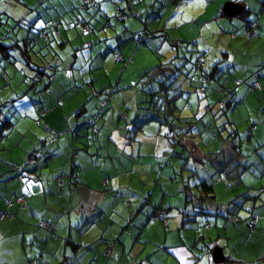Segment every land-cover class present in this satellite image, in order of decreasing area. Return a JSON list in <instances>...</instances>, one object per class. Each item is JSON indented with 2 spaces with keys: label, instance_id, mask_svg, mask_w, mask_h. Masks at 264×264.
Returning <instances> with one entry per match:
<instances>
[{
  "label": "rangeland",
  "instance_id": "374dc122",
  "mask_svg": "<svg viewBox=\"0 0 264 264\" xmlns=\"http://www.w3.org/2000/svg\"><path fill=\"white\" fill-rule=\"evenodd\" d=\"M52 1H56L63 8L67 5L69 11L54 12L50 5ZM107 1L88 0V3L82 6L84 0H44L39 5H37L39 0H0V21L7 20L10 26L15 22L12 15L22 17V21H16L15 29L18 28L21 33L27 32L30 38L36 40V43L27 49L29 55L27 58L17 54L12 56L11 52L7 59L8 56L0 51V101H6L0 105V124L1 120H4L1 118L4 117H9V120L13 121L34 119L36 123L45 127L47 126L45 119H49L50 122L53 119L57 121L68 119V129L61 131L60 137L70 138L72 127H77L75 119L92 118L95 119L94 124H86L89 134H97V132L112 134L107 137V140L111 138L110 143L113 144L117 139L116 131L122 130L127 124L133 127L134 122L138 120L141 122L142 130L133 133L131 145L129 139L125 140V148H127L125 153L129 159V154L133 151L136 160L140 162L145 158L146 164L143 165L142 170L139 169L140 173L137 170L136 176L132 175L133 172L127 166H119L117 168L119 173L116 175L118 181H126L127 184L134 186L143 181L147 182L144 187L148 186L150 189L156 182L158 189L175 191L177 195L183 178L188 179V175L193 174L191 169H194L196 177L189 181L197 183L204 179L212 183L214 199L201 204L206 213L196 214L195 222H188V227L196 229L203 236L202 240H210L207 246L208 253L211 252L213 246H220L226 254L230 250L234 255L239 248L236 246V240L243 242L241 232L246 229V221L250 219L251 213L264 214V98L259 97L262 95L261 90L256 91L252 88L251 76H231L227 82H224V75L227 72L225 71L218 82L225 86L224 92L228 86L237 93L234 94L233 100L228 102L226 95L216 92V89L222 85L214 81L202 80L201 82L200 80L204 78L203 69L196 67L198 59H203L208 62L205 70H209V67L221 58L223 43L220 42L223 37L226 39L229 36L224 32L235 29V34L244 33L245 27L253 18H258L260 22H263L264 10L262 13L261 9L264 8V0H259V2L257 0H236L247 11L243 16L232 17L227 16L223 10V4L233 2L231 0H215L209 6L204 0H199V3H195L197 2L195 0H185L181 4L180 0H139L136 5L140 6L141 11L132 12V15L125 20L128 21L131 30L140 27L141 34L146 40L140 42L136 34H133V50L122 45L116 47L117 42L112 40V37L123 29L120 9H117L118 13L115 11L112 13L111 20L102 24L88 20L96 13L97 5L99 3L106 5ZM117 1L119 0H113V2ZM30 4L37 5V8L30 11ZM43 6L48 7L46 13ZM52 12L55 16L50 18L49 24H46L40 15L46 17ZM98 12L101 13L100 10ZM78 18L87 20L89 31L84 30L81 25L83 22ZM184 20L185 23H182ZM56 27H59V30H56ZM250 29L251 26L247 28V33ZM258 30L259 28L256 31ZM42 31L50 34L47 44H43L46 41H41ZM1 32L4 31L0 30ZM238 36V39L234 40V49H237L236 61H241L244 56L252 55V53L247 54L246 50L250 51L255 47L251 41L258 36L249 38L246 32L244 35L239 33ZM110 40L112 41L109 42ZM4 41L10 40L5 39ZM111 46L114 49L111 50ZM118 47L122 55L125 53L131 55V59L127 56L118 61L115 57ZM235 56L231 54L228 60ZM172 63L181 66L178 69H182V74L178 76L176 83L183 92L166 89V94L160 95L158 89L163 84L161 81L167 84L178 72L164 80V73L168 71ZM38 68L44 74V80L35 81L42 82L39 87L38 84L32 87L22 81L17 82L23 79V75L31 78L34 76V69ZM190 68L193 80L199 85L197 92L193 94L187 92L189 86L184 75L185 70H190ZM92 84L93 88H97V93L94 95L89 93ZM76 90H81V92H76L75 103L72 102L73 98L65 100L56 97V94L69 95ZM239 90L243 92L238 93ZM252 90L260 93H253ZM153 91L156 92L152 94ZM130 96L131 99H129ZM164 96L168 98V101L176 99L173 112L174 115L182 118L179 129L172 131L168 123L161 120L147 124L144 122L156 111L166 107L168 101H163ZM103 101H105L104 105H102ZM219 101L223 103V107L217 106ZM82 102L87 110L83 117L77 113H70L67 109L69 106L80 105ZM134 102L135 107H132ZM172 104L174 105L173 102ZM232 104L237 105L240 111L233 110ZM150 105L152 109L149 108ZM206 107L210 109L207 110ZM97 111L101 113L99 118L96 117ZM137 112H139L138 115ZM209 124L213 127L209 128ZM20 127L24 126L20 125ZM167 132L173 134V137H166ZM27 134L31 135V131ZM52 138L50 136L47 139V148L51 147ZM80 139L79 146L83 147L84 139L82 137ZM227 139L238 144L241 149L231 151L233 154L229 157H226L230 154L229 152L220 153V149L227 146ZM100 141L103 144L106 143V141ZM8 144L5 143L6 146ZM58 145L62 146L63 143L59 142ZM155 149L160 152L158 157L154 156ZM161 150H165L166 153L163 154ZM211 152L218 154L217 161L213 162L214 165L204 157ZM1 153L7 154V150L0 151ZM142 154L147 156L142 157ZM62 155L57 154L54 157H57L59 161ZM150 161L154 162L153 166H150ZM61 175L63 174L57 177ZM66 179L64 178V181ZM55 180L59 185V180L57 178ZM196 188L192 189L195 194L197 193ZM167 200H169V194L166 202ZM195 203L196 199L193 197L189 205L193 206ZM225 206H232L237 210V216L234 219L232 216L228 217L232 224L234 220L236 222L235 228L239 232L236 237L231 234L233 229H223L229 226L228 222L224 225L217 223V226H220L221 235H216V230H214L215 217L222 216L223 221L227 218ZM155 208L150 212V218ZM174 210L173 207L172 211ZM11 217L12 215H6V219ZM168 220L170 222V219ZM207 223L210 228L206 230ZM262 226L260 233L263 237H254L248 243L256 250L259 249V252H252L249 249V252L243 254L249 258L253 256L254 264L260 263V254L264 250V222ZM209 231L213 233V238L206 235ZM157 232L147 228L144 234L154 236ZM186 232L188 230H183L184 234ZM245 234L247 237L250 236L246 230ZM226 241L232 245L229 249L226 247ZM200 245L201 242H194L198 252ZM242 252H237V255L240 257Z\"/></svg>",
  "mask_w": 264,
  "mask_h": 264
},
{
  "label": "crops",
  "instance_id": "0c3cea01",
  "mask_svg": "<svg viewBox=\"0 0 264 264\" xmlns=\"http://www.w3.org/2000/svg\"><path fill=\"white\" fill-rule=\"evenodd\" d=\"M131 1L113 2V0H108L106 5L99 3L96 13L90 16V21L99 24L107 22L111 20L114 11L118 13L117 8H119L125 13L123 18L120 17L123 29L120 33L118 32L119 34L117 33L118 35H115L116 37L113 36L112 40L117 42L116 47L122 45L133 50L132 36L141 34V30L140 27L131 30L132 28L125 19L132 15V12L139 13L141 9L136 5L139 0ZM180 1L181 4L185 0ZM195 1H197L195 3H199V0ZM204 1L208 6L215 2V0ZM231 1L239 5L241 11H244L245 8L242 4L236 0ZM202 6L206 7L204 4ZM99 10L101 13L98 12ZM263 10L264 8L261 9L262 13ZM253 20L259 23V30L258 37L251 41L255 47L250 51L246 50L247 54L252 53V55L250 57L246 55L241 61H236L235 52L237 49H234V40L238 39L239 33L244 35L246 29L244 33L239 32L238 34H235V29H232L229 32H224L229 36L226 39L222 38V42H220L223 43L221 58L217 59L214 64L217 65L216 68L221 73L227 71L224 75L226 76L224 82H227L231 76L250 77L254 72H257L262 79V95L259 97L264 98V21L260 22L258 18H253L250 21ZM182 23H185V20ZM102 27L104 28L103 25ZM104 34L107 35L106 32ZM142 39L140 42L146 40L143 35ZM174 39L177 38L174 37ZM110 49L114 48L111 46ZM157 49L160 51L159 46ZM118 50L121 52L120 47L116 49V51ZM231 54L235 57L228 60ZM127 56L131 59V55L123 54L124 58ZM224 61H226L225 64ZM166 73H170L169 70ZM19 81L22 79L17 82ZM220 84L223 85V83ZM223 87L225 86L223 85ZM226 88L229 87L226 86ZM96 91L97 88H93L92 84L89 93L94 95L97 93ZM76 92H81V90H76L69 95L56 94V97L65 100L73 98L72 102L75 103ZM161 92L159 91V94ZM239 92L243 91L239 90ZM234 94H237L236 90L230 94L228 102L233 100ZM5 102L4 100L0 101V105ZM168 103L176 107L175 102L174 105L172 101H168ZM77 105L79 104L69 106L67 109L70 110V113H77L83 117L87 113L86 106L82 102L75 110H72ZM133 106L135 107V102L132 104ZM231 108L240 111L235 104H232ZM158 112L163 114L161 109ZM1 119L9 120V117ZM168 119L176 118L169 115ZM45 120L46 127L36 123L34 119H15L14 121L10 119L11 125L2 129L5 136L0 139V151L7 150V154H0V210L5 208L6 199L19 194L24 193L26 201L24 207L14 204L8 209L12 215L10 219L3 221L0 219V264H57L58 262L63 264H254L253 256L249 258L243 254L249 252V249L252 252H259V249L256 250L248 243L254 237H263L260 233L263 229V213H251L256 216L255 226L252 230L247 227L242 230L241 236L244 240H242L243 242L236 240V246L239 247L236 253L232 255L229 250L226 254L222 249L224 259L221 263H214L211 261L212 250L210 253L207 252L210 240H202L203 236L196 229L188 227L187 224L190 221L195 222L196 214H204L198 207L199 203L190 206L184 201L181 191L176 195L175 191L158 189L156 182L150 189L148 186L144 187L147 182L140 181L139 185L134 186L127 184L126 181H118L116 175L119 173L117 170L119 166H127L133 172L132 175L136 176L137 170L140 173L143 165L146 164L145 158L138 162L133 151L130 152L129 159L125 153L127 149L125 140L129 139L131 145L133 133L142 130L141 122L137 120L134 122L135 126L127 124L122 128L123 131H116L117 139L112 144L110 143L111 138L107 140V137L112 134L100 132L89 134L86 128L88 119H75L77 127H72L70 138L60 137V132L68 129V119H59V121L53 119L51 122L49 119ZM160 120L163 119L148 117L144 122L147 124L160 122ZM20 125L24 127H20ZM156 129L158 130V127ZM29 131H31V135L27 134ZM167 135L168 132L166 137H168ZM50 136L53 137V143L50 148H47V139ZM81 137L84 139L83 147L79 146ZM170 137L172 136L168 138ZM247 137L250 138L249 135ZM100 140L106 141V143L103 144ZM86 141L89 142L86 143ZM6 142L9 143L7 146ZM59 142H62L63 145L59 146ZM161 151L163 154L166 153L165 150ZM49 152L50 154L47 155L46 153ZM159 153V150L155 149L154 156L158 157ZM57 154H63L59 161L57 157H54ZM141 156L147 155L142 154ZM29 159H34L33 163L25 165ZM36 159H39V162ZM153 163L150 161V166H153ZM60 174L67 178L65 181L63 179L62 186H59L55 180ZM168 194L169 200L166 202ZM173 207L174 211H172ZM154 208V211L156 209L165 210L166 218L170 219L167 225L162 223L163 221H153L150 218V212ZM225 209L227 218L223 221L222 216L215 217L214 230H216V235H221L219 225L228 222L229 226L223 229H233L231 234L236 237V234L239 233L235 228L236 222L234 220L232 224L228 217L232 216L234 219L237 216V210L232 206H225ZM40 220L49 221L50 228L39 227ZM248 222L249 218L246 224ZM207 225L206 230L210 228L209 223ZM147 228L158 232L154 236L144 234ZM183 230H188V232L184 234ZM235 230H237L236 233H234ZM245 230L250 236H246ZM206 235L212 238L214 236L211 231ZM110 241L113 243L112 247L106 252ZM196 241L201 242L199 252L194 246ZM239 244L242 245L238 246ZM231 246L226 241V247L229 249ZM239 251H243L240 257L237 255ZM259 264H264V250L260 254Z\"/></svg>",
  "mask_w": 264,
  "mask_h": 264
},
{
  "label": "trees",
  "instance_id": "16d2710c",
  "mask_svg": "<svg viewBox=\"0 0 264 264\" xmlns=\"http://www.w3.org/2000/svg\"><path fill=\"white\" fill-rule=\"evenodd\" d=\"M34 1H37V0H34ZM43 1L44 0H39V2H38L37 5H39ZM86 3H88V0H84V2H82V6H85ZM30 5H31V7L29 8L30 11L37 8L36 7L37 5H33V4H30ZM50 5H52L51 8L56 13H58V12L66 13V12L69 11V8H67V5H64V8H63L56 1H52ZM93 5H94V3H93ZM243 8H245V7H243ZM43 9H45V13H46L48 7L43 6ZM117 9H119V8H117ZM245 11H246V9H244V11L242 10L238 15L239 16H243L245 14ZM223 14L225 15L224 12H223ZM40 16L43 17V19H44V21H45L46 24H49L50 18L53 17V16H55V14L52 12L49 16H47V15H46V17L43 16V15H40ZM124 16H125V13H123L122 11H120V17L123 18ZM12 19L15 22L13 24H10V26H9V22L7 20L0 21V30L4 31V32H1L0 33V51L2 53H4L5 56H8L7 59H9V57L11 55V52H12V56H13V54H17V55H20L22 57L24 55L27 58V57H29V55L27 54V52H28L27 49L31 48L32 45H34L36 43V40H34L33 38H30L28 36L27 32L26 33H21L18 28H17V30L15 29V27L17 25L16 24V21L17 22H18V20H19V22L22 21L23 20L22 17H16V15H12ZM78 20H81L83 22L81 24L82 26H87L88 25L87 27L90 30L89 24L86 22L87 21L86 19H84V18H82V19L78 18ZM88 20L90 21V17L88 18ZM253 23H255V32L256 33H255L254 36H251L250 33H246L249 36V38H254L256 35L258 36V31H256V30L259 28V25H258L259 23L256 20L255 21L253 20V21H249L248 22L247 26L245 27L246 32H247V28L249 26H252ZM55 29L56 30H59V27H56ZM139 36H141V39L138 38ZM136 38L138 39V41H142L143 40L141 34H136ZM5 39L10 40V41H4ZM41 39H42L41 41H46L45 43H43V42H41V43L47 44L49 42V39H50V34L48 32H46V31H42L41 32ZM117 52H119V51H117ZM176 54H178V53H176ZM178 57H179V55H178ZM13 58L16 59L15 57H13ZM198 60H199V62H198V65H197L196 68L203 69V77H204L200 81L201 82H202V80L203 81H206V82L207 81H214L215 83H219L218 80L223 76V73H221L219 71V69L216 68L217 65L215 66L214 64H212L209 67L210 68L209 70H205L206 65L208 64V62L205 61V60H203V59H198ZM178 68H181V66L180 65H175L174 63H172L168 67V70H169L170 73H164V75H165L164 80L166 78H169L170 76L174 75V73H176L177 71L178 72L176 73V76L172 77L171 78L172 80H170L167 84H165L164 81H161L163 84L160 85V87L158 89V91H162L160 93V95L166 94V89H174L177 92H183V90L180 88V86L176 83V80H177L178 76L182 74V69L179 70ZM190 71H192L191 68H190V70H185L184 75L186 77V80H187V83H188V86H189V89L187 90V92L189 94H193V93L197 92V88L199 87V85L196 84V81L193 80V76L191 75L192 73ZM256 73L257 72H254L251 75V77H252V79H251L252 88H253V84L257 80V79H255V74ZM166 74H168V75H166ZM43 76H44V74H43L42 70H40V68L34 69V76H32L30 78V77H27V76L23 75L22 82L25 83V84H27V85H30L32 87H36V85L38 84L37 86L39 87L40 86V83H42V82H39L38 83V82H35V81L44 80V77ZM224 77H226V76H224ZM238 82L239 81H237V83ZM259 82L261 83V77L259 78ZM43 88H40V89H43ZM223 88L224 87L222 85V87L216 89V92H221L222 94L226 95V98L227 99L230 98V94L233 93V89L232 88H226L227 90L224 92L223 91ZM227 91H228V93H227ZM155 92L156 91H153L152 94H154ZM164 97L165 98H164L163 101H166V100L168 101V98L166 96H164ZM175 100L176 99L174 98L171 101L174 103ZM104 104H105V101H103L102 105H104ZM217 106L218 107H223V103L221 101H219ZM149 108L152 109L151 105H150ZM174 108L175 107L169 105V103H168V104H166V107H164L161 110L163 114H160L158 111H156L150 117V119H163L162 122L168 123L169 128L171 130H173L175 127L176 128H180L181 126L179 125V123H181L180 121H182V119L179 116L174 115V113H173ZM206 109L208 110L210 108L206 107ZM97 114H99L101 116V113L99 111H97L96 117H97ZM169 115L173 116L178 121H176L175 119H168L169 118ZM89 119H92V118H89ZM10 125H11V122L9 120H7V119L1 120V124H0V139L2 137H4V132H2L3 127H9ZM174 125H176V126H174ZM212 127H213L212 124H209V128H212ZM48 129H50V128H48ZM230 133H232V132H230ZM171 136L173 137V134H171ZM226 142H228L227 146L225 148H223V149H220V153L221 154L224 153V152H229L230 153L226 157H229V155H232L233 154V153H231V151L233 152V150L237 151L238 148L240 149V147H239L238 144L233 143L229 139H227ZM204 157L207 158V161L208 162H210L212 165H214L213 162H216L217 161L218 154H216L214 152H211V153L206 154V156H204ZM230 158H232V157H230ZM33 161H34V159L27 160L26 161V165L33 163ZM191 171L193 172V174L188 175V177H189L188 179H184L183 178V180H182V186H181L180 191L183 193L184 201L187 204H189L190 200L193 197H195L196 203H199L198 204V207L201 208V212H204L205 213V211L203 210L204 208H203V206L201 204L204 203V202H206L207 200L214 199L213 185H212V183H209L206 180H199L197 183H191L189 180L191 178H195L196 177L195 170L194 169H191ZM57 179L59 180V185L62 186V181L64 179V175H61V176L57 177ZM193 187H197L196 188L197 189V193L196 194L192 191ZM20 195H25V194L22 193V194H19V195L15 196V197L6 199V201H5V208L6 209L4 208L3 210H7L9 212L8 209L11 206L10 207L7 206V202L8 201H14V204L18 205L19 207H24L25 202L23 204H19V203L16 202L17 198ZM252 218H253V214L251 215L249 221ZM44 221H46V220H44Z\"/></svg>",
  "mask_w": 264,
  "mask_h": 264
},
{
  "label": "built area",
  "instance_id": "2783aa9c",
  "mask_svg": "<svg viewBox=\"0 0 264 264\" xmlns=\"http://www.w3.org/2000/svg\"><path fill=\"white\" fill-rule=\"evenodd\" d=\"M83 28H84L85 31H89V28H88L87 26H83ZM255 33H256V32H255V23H253L252 26H251V36H254ZM116 59H117V60H120V59H121V56H120V55H116ZM255 79H257V76H255ZM253 89L256 90V91L261 90V84H260L257 80H256L255 83L253 84ZM98 116H99V114H97V117H98ZM87 121H88V124H89V125H93L95 119H88ZM167 136L169 137V136H171V134L168 133ZM24 198H25L24 195H20V196L17 198L16 202L19 203V204H22V203L24 202ZM13 202H14V201H8V202H7V206H10L11 204H13ZM6 215H8L6 211H1V212H0V218H1V219H3L4 217H6ZM158 215H159L160 217H165V210L160 209L159 212H158ZM255 221H256V216H253V218L248 222L247 227H248L250 230H252V229L254 228V226H255ZM38 225H39V227L44 228V229H49L50 226H51L50 223H49L48 221H44V220L39 221ZM112 244H113V243H112L111 241L108 242V245H107V248H106V252L109 251V249L112 247Z\"/></svg>",
  "mask_w": 264,
  "mask_h": 264
},
{
  "label": "water",
  "instance_id": "95a60500",
  "mask_svg": "<svg viewBox=\"0 0 264 264\" xmlns=\"http://www.w3.org/2000/svg\"><path fill=\"white\" fill-rule=\"evenodd\" d=\"M224 12L227 16H235L241 11V7L233 2H228L224 4L223 7ZM224 259V255L222 252V248L220 246H216L212 249V261L214 263H221ZM57 264H63L62 262H58Z\"/></svg>",
  "mask_w": 264,
  "mask_h": 264
},
{
  "label": "bare ground",
  "instance_id": "6f19581e",
  "mask_svg": "<svg viewBox=\"0 0 264 264\" xmlns=\"http://www.w3.org/2000/svg\"><path fill=\"white\" fill-rule=\"evenodd\" d=\"M249 33L251 34V29H250ZM138 38L141 39V36H139ZM116 55H120V56H121V59L118 60V61H121V60L124 59V57H123V55H122L121 53L116 52L115 57H116ZM255 76H257V81L259 82L260 75H259L258 73H256ZM259 83H260V82H259ZM260 84H261V83H260ZM99 117H100V115H99L97 118H99ZM24 197H25V198H24V202H25V200H26V196L24 195ZM131 199H134V197H131ZM24 202H23V203H24ZM23 203H22V204H23ZM13 204H14V202H13ZM13 204H11L10 206H12ZM10 206H8V207H10ZM159 210H160V209H157V210L153 213V216H152L151 218L154 219V220H162L163 223H164L165 225H167V224L169 223V221H168V219L166 218V214H165V217H160V216L158 215ZM1 211H6L8 215H11L10 212H8L7 210H1ZM1 211H0V212H1ZM0 219H1V218H0ZM4 219H6V217H4V218L1 219V220H4ZM49 223H50V222H49ZM50 225H51V223H50Z\"/></svg>",
  "mask_w": 264,
  "mask_h": 264
}]
</instances>
